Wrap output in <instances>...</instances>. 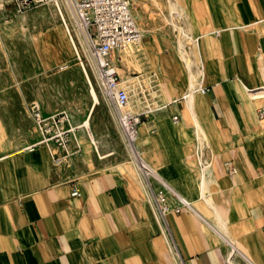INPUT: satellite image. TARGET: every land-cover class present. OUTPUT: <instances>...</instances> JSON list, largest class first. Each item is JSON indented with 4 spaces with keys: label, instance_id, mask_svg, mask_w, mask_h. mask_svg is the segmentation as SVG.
I'll return each instance as SVG.
<instances>
[{
    "label": "crops",
    "instance_id": "1",
    "mask_svg": "<svg viewBox=\"0 0 264 264\" xmlns=\"http://www.w3.org/2000/svg\"><path fill=\"white\" fill-rule=\"evenodd\" d=\"M181 8L190 35L147 29L135 54L160 96L137 143L171 193L166 222L138 164L111 161V131L70 113L79 148L62 163L48 143L0 155V264H264V0Z\"/></svg>",
    "mask_w": 264,
    "mask_h": 264
},
{
    "label": "rangeland",
    "instance_id": "2",
    "mask_svg": "<svg viewBox=\"0 0 264 264\" xmlns=\"http://www.w3.org/2000/svg\"><path fill=\"white\" fill-rule=\"evenodd\" d=\"M60 1L64 5V16L53 12L55 7L52 2L38 5L22 14H14L11 6L0 1V155L28 147L36 140L38 131L31 112L32 104L36 103L46 114L66 110L81 121L89 114L88 126L111 131L108 140L113 152L111 161L124 162L136 169L134 154L125 141L116 112L104 98L87 51L76 37H80L79 31L69 4L67 0ZM130 2L143 36L147 29L167 30L177 40V33L173 29L179 31V28L173 23H176V19H183L182 0ZM68 29L73 36H70ZM74 44H77V51L91 82L85 76ZM141 45L142 42L129 45L119 53L121 67L126 72L118 69L120 87L129 94V102L122 111L136 113L140 119L142 112L145 114L157 109L160 101L155 76L147 70L143 74L142 66L135 57L141 51ZM176 46L189 64L196 62V58L192 57L196 55L194 43L185 41L182 46L177 43ZM63 64H68V68L62 71L59 67ZM92 86L96 95L91 90ZM92 96L94 102L98 101L93 107ZM95 141L92 146L96 152L95 143L99 150L101 146L96 138ZM167 192L169 196V189ZM171 200L169 197L170 206Z\"/></svg>",
    "mask_w": 264,
    "mask_h": 264
},
{
    "label": "built area",
    "instance_id": "3",
    "mask_svg": "<svg viewBox=\"0 0 264 264\" xmlns=\"http://www.w3.org/2000/svg\"><path fill=\"white\" fill-rule=\"evenodd\" d=\"M5 5L11 6L14 14H22L38 5L48 4L53 0H0ZM73 14L75 27L79 31L77 39L83 44L89 61L95 71L99 87L103 96L112 106L122 129L125 141L134 150V158L138 164L141 175L150 187V198L158 217L166 222V217L171 209L168 203V192L166 188L155 190L151 186V178L155 175L154 169L148 164L137 150L138 125L141 121L136 113L126 111L122 108L129 102V94L126 89L120 87V75L115 60L120 58L119 54L129 45H138L142 42L143 34L138 27L131 10L130 0H67ZM70 36L73 34L68 29ZM76 53L83 70L85 64L81 61L77 44H74ZM117 55V56H116ZM68 68V64L59 67L60 70ZM32 117L41 135V139L29 147L39 143L54 144L52 147L53 158L56 163H62L73 153L72 142L77 149L76 130L78 126L72 123V115L66 110L44 115L39 104L31 106ZM259 114L264 117V105L261 106ZM175 119L178 116H174ZM201 168L203 163H199ZM72 194H79L74 189ZM188 204V203H187ZM172 248L177 252L174 242Z\"/></svg>",
    "mask_w": 264,
    "mask_h": 264
},
{
    "label": "bare ground",
    "instance_id": "4",
    "mask_svg": "<svg viewBox=\"0 0 264 264\" xmlns=\"http://www.w3.org/2000/svg\"><path fill=\"white\" fill-rule=\"evenodd\" d=\"M53 4V7H55L54 8V10L55 11H53L54 13L55 12H57V13H60L62 16H64V11H63V3H62V1H60V0H53V1H51ZM50 2V3H51ZM64 2V1H63ZM66 3V2H65ZM65 20V19H64ZM66 21V20H65ZM68 24V23H67ZM173 25L174 26H176V28H179V31H180V33H181V36H186L187 37V35H188V33L186 32V30L182 27V26H180V25H178L177 23H173ZM190 35V34H189ZM188 35V36H189ZM36 39V38H35ZM85 76L87 77V79L90 81V76H89V74H88V72L85 70ZM91 82V81H90ZM91 90H92V92L94 93V95H96L95 94V91H94V88H93V86H92V88H91ZM194 94V91H191V92H189L188 93V95H193ZM95 98H97L96 96H95ZM136 147H137V150L140 152V154H141V156H142V153H141V150H140V146L138 145V143H137V145H136ZM133 154H134V150H133ZM138 167V166H137Z\"/></svg>",
    "mask_w": 264,
    "mask_h": 264
}]
</instances>
